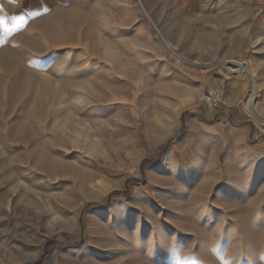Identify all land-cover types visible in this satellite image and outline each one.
<instances>
[{
    "label": "rangeland",
    "instance_id": "obj_1",
    "mask_svg": "<svg viewBox=\"0 0 264 264\" xmlns=\"http://www.w3.org/2000/svg\"><path fill=\"white\" fill-rule=\"evenodd\" d=\"M0 19V264H264V0H0Z\"/></svg>",
    "mask_w": 264,
    "mask_h": 264
},
{
    "label": "bare ground",
    "instance_id": "obj_2",
    "mask_svg": "<svg viewBox=\"0 0 264 264\" xmlns=\"http://www.w3.org/2000/svg\"><path fill=\"white\" fill-rule=\"evenodd\" d=\"M233 66L239 68L242 72L247 73L248 77L250 78L252 84V93L248 101L245 103V109L249 113H252L259 120V113L257 110V100L259 97V83L257 75L253 70H251L249 66L244 65L243 63L235 62Z\"/></svg>",
    "mask_w": 264,
    "mask_h": 264
},
{
    "label": "built area",
    "instance_id": "obj_3",
    "mask_svg": "<svg viewBox=\"0 0 264 264\" xmlns=\"http://www.w3.org/2000/svg\"><path fill=\"white\" fill-rule=\"evenodd\" d=\"M225 90L223 87L216 86L210 88L201 98L204 106L209 112H215L220 109L224 103Z\"/></svg>",
    "mask_w": 264,
    "mask_h": 264
},
{
    "label": "crops",
    "instance_id": "obj_4",
    "mask_svg": "<svg viewBox=\"0 0 264 264\" xmlns=\"http://www.w3.org/2000/svg\"><path fill=\"white\" fill-rule=\"evenodd\" d=\"M197 125H199V127H200V129L202 130V132H203V126L204 125H202V124H197ZM201 125V126H200ZM192 139H193V137H191L190 138V142L189 143H187V147H188V149L189 148H193V146H194V143H193V141H192ZM188 140H189V137H188ZM174 150L172 149L171 150V152H170V154H172V152H173ZM182 169H186L187 170V174H188V177H189V173H191L192 174V176H194V171L196 172L198 169H199V167H195L194 165H193V162H191V161H189V159H187V161H186V163H185V165H184V167L182 166ZM201 169H203V167H201ZM192 178V177H191Z\"/></svg>",
    "mask_w": 264,
    "mask_h": 264
},
{
    "label": "snow or ice",
    "instance_id": "obj_5",
    "mask_svg": "<svg viewBox=\"0 0 264 264\" xmlns=\"http://www.w3.org/2000/svg\"><path fill=\"white\" fill-rule=\"evenodd\" d=\"M17 19H19L20 23L22 24V23H23V20H24V17H23V16H21V17H19V18L13 17V22L15 23ZM5 23H6L5 20L0 19V25H4ZM18 26H19V25H18Z\"/></svg>",
    "mask_w": 264,
    "mask_h": 264
},
{
    "label": "trees",
    "instance_id": "obj_6",
    "mask_svg": "<svg viewBox=\"0 0 264 264\" xmlns=\"http://www.w3.org/2000/svg\"><path fill=\"white\" fill-rule=\"evenodd\" d=\"M147 164V162H144L142 166H145Z\"/></svg>",
    "mask_w": 264,
    "mask_h": 264
}]
</instances>
